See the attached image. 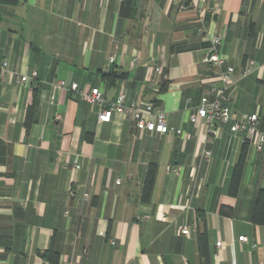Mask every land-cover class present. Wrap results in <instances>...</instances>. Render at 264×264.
<instances>
[{
  "label": "crops",
  "instance_id": "1",
  "mask_svg": "<svg viewBox=\"0 0 264 264\" xmlns=\"http://www.w3.org/2000/svg\"><path fill=\"white\" fill-rule=\"evenodd\" d=\"M216 35L235 70L233 116L256 113L264 132V0H0V264H52L39 255L47 250L55 264H264V222H252L264 148L246 142L231 196L242 138L188 121L209 96L203 58ZM56 80L152 103L182 135L139 134L117 114L100 123L97 106Z\"/></svg>",
  "mask_w": 264,
  "mask_h": 264
},
{
  "label": "built area",
  "instance_id": "2",
  "mask_svg": "<svg viewBox=\"0 0 264 264\" xmlns=\"http://www.w3.org/2000/svg\"><path fill=\"white\" fill-rule=\"evenodd\" d=\"M199 34L205 33V28L200 27L198 29ZM223 37L216 35L211 38L210 51L203 58V62L207 65L211 72V86L209 88V96H203L199 100V104L189 111L188 121L191 124H196L205 129V132L209 135H214L216 130L214 127L220 124L229 125L231 133L236 134L242 138V141L252 143L255 151L261 152L264 148V132L259 130L258 123L259 118L256 113L243 114L240 117L233 116L232 110V91L236 84L234 78V68L230 66L227 60L220 53V47L222 45ZM114 61V55L111 54L108 58V62L111 64ZM6 66L3 63L0 67L1 73ZM253 66L252 61H248L247 64L241 68V76H245L250 72ZM159 68L155 71L159 72ZM36 77V72H32L31 76H21L20 82H28L30 79ZM55 90L68 91L73 96L80 98L84 102L97 106L98 122L108 123L110 122L112 115H122L130 118L139 134H161L181 136L182 130L169 126L167 116L162 109L155 106L152 103L145 102H131L126 104V95L124 92H120L115 99L106 101L103 97V92L95 88H80L76 83L67 84L64 80H56L51 84ZM59 119V117H57ZM205 157H210V151H204ZM75 170L79 169L77 160H74L73 165ZM178 171V168L174 170ZM118 184L119 181H116ZM88 198V195H84ZM181 233L187 235L189 233L188 227H183ZM103 235V233H100ZM240 243H246L247 238L245 236L238 237ZM113 245L115 242L110 241ZM216 246L220 247L221 242H216ZM255 247V245H253ZM65 264V263H64ZM68 264H78L77 261Z\"/></svg>",
  "mask_w": 264,
  "mask_h": 264
},
{
  "label": "trees",
  "instance_id": "3",
  "mask_svg": "<svg viewBox=\"0 0 264 264\" xmlns=\"http://www.w3.org/2000/svg\"><path fill=\"white\" fill-rule=\"evenodd\" d=\"M0 73H1V71H0ZM166 86H167V83L164 82L159 91L164 92ZM32 112H33V107L29 106L27 108L26 118L24 121V126H25L26 131H28L29 127L31 126V124L33 122L32 117H31ZM85 138L88 142L92 141V135L91 134L87 135ZM246 148H247V143L243 142L238 162L233 169L232 177L230 180L229 195H231V196H235L237 191H238L241 174H242V170L244 167ZM155 172H156L155 165L150 164L147 168L145 180L143 182V188H142V200L143 201H147L150 197V193L152 191V186L154 183ZM222 213H223V210H222ZM252 222L254 224H258V225L263 224V222H264V191H259V193L255 199ZM203 238H204V233H201L199 235V241L201 242L203 240ZM39 255L41 258L48 260L52 264H55V262H56L55 256L51 250H47V251H44L42 253H39Z\"/></svg>",
  "mask_w": 264,
  "mask_h": 264
}]
</instances>
